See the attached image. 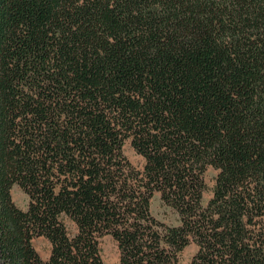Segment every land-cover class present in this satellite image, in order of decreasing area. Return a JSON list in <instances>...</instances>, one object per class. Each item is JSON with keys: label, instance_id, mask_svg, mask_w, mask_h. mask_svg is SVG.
Masks as SVG:
<instances>
[{"label": "trees", "instance_id": "trees-1", "mask_svg": "<svg viewBox=\"0 0 264 264\" xmlns=\"http://www.w3.org/2000/svg\"><path fill=\"white\" fill-rule=\"evenodd\" d=\"M106 236L119 264H264V0H0V264H106Z\"/></svg>", "mask_w": 264, "mask_h": 264}, {"label": "rangeland", "instance_id": "rangeland-1", "mask_svg": "<svg viewBox=\"0 0 264 264\" xmlns=\"http://www.w3.org/2000/svg\"><path fill=\"white\" fill-rule=\"evenodd\" d=\"M125 156L138 170H142L145 164V160L140 156L128 142L124 147ZM218 172L209 168L205 174V183L207 185V190L203 195V205L206 206L209 200L212 198V190L215 185V178ZM12 197L15 204L23 209L27 210L29 206L28 195L18 186H15L12 190ZM151 213L159 221L166 223L171 226L180 225V217L178 213L171 207L165 205L161 200V195L159 193L155 194L152 205ZM70 228L74 230L73 225L69 224ZM35 249L44 261H48L51 255V244L49 241L43 237L36 238L33 242ZM101 250L102 257L106 264H119L120 262V251L117 242L111 236H106L101 240ZM198 248L195 244L188 246L181 255L180 264H191V260Z\"/></svg>", "mask_w": 264, "mask_h": 264}]
</instances>
